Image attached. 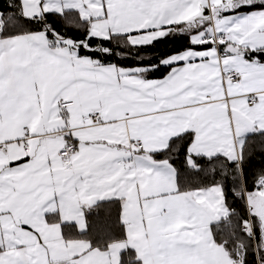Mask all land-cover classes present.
<instances>
[{
    "label": "snow or ice",
    "instance_id": "snow-or-ice-1",
    "mask_svg": "<svg viewBox=\"0 0 264 264\" xmlns=\"http://www.w3.org/2000/svg\"><path fill=\"white\" fill-rule=\"evenodd\" d=\"M0 264H264V0H0Z\"/></svg>",
    "mask_w": 264,
    "mask_h": 264
}]
</instances>
